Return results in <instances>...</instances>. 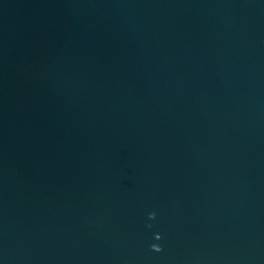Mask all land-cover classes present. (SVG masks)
<instances>
[{"label":"water","instance_id":"1","mask_svg":"<svg viewBox=\"0 0 264 264\" xmlns=\"http://www.w3.org/2000/svg\"><path fill=\"white\" fill-rule=\"evenodd\" d=\"M0 264H264V0H0Z\"/></svg>","mask_w":264,"mask_h":264},{"label":"clouds","instance_id":"2","mask_svg":"<svg viewBox=\"0 0 264 264\" xmlns=\"http://www.w3.org/2000/svg\"><path fill=\"white\" fill-rule=\"evenodd\" d=\"M155 212H148L147 213V217L149 220H153L155 219ZM148 227H151V224L148 225ZM153 238L155 240H160L161 239V236L159 233H154L153 234ZM150 249L154 250V251H161V247L158 245V244H155V243H152L149 245Z\"/></svg>","mask_w":264,"mask_h":264}]
</instances>
